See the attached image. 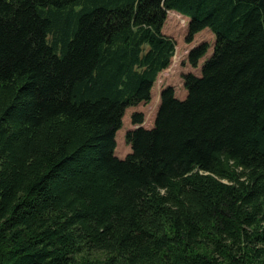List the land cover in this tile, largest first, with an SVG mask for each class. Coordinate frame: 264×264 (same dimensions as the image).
I'll return each mask as SVG.
<instances>
[{
    "label": "trees",
    "instance_id": "16d2710c",
    "mask_svg": "<svg viewBox=\"0 0 264 264\" xmlns=\"http://www.w3.org/2000/svg\"><path fill=\"white\" fill-rule=\"evenodd\" d=\"M168 10L215 50L120 158ZM0 264H264V0H0Z\"/></svg>",
    "mask_w": 264,
    "mask_h": 264
},
{
    "label": "rangeland",
    "instance_id": "374dc122",
    "mask_svg": "<svg viewBox=\"0 0 264 264\" xmlns=\"http://www.w3.org/2000/svg\"><path fill=\"white\" fill-rule=\"evenodd\" d=\"M189 18L174 10H168L167 17L163 26V33L172 38L176 45V53L172 56L171 64L164 69L158 76L152 87V96L150 101L141 102L137 105L129 106L123 116L122 125L116 132L117 145L115 155L125 158L132 150V145L127 140V133L130 130L140 126L151 128L155 124L156 115L160 107L161 93L166 87L174 88V95L180 99L186 98L188 94L186 75H202L204 61L214 53L216 37L214 33L205 28L195 34L193 40L188 36ZM209 45L208 52L203 56L197 66H194L189 60V53L201 43ZM142 113L144 121L140 124L133 123V115Z\"/></svg>",
    "mask_w": 264,
    "mask_h": 264
}]
</instances>
